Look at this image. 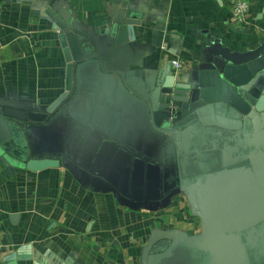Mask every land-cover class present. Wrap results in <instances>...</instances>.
I'll list each match as a JSON object with an SVG mask.
<instances>
[{
	"label": "water",
	"instance_id": "obj_1",
	"mask_svg": "<svg viewBox=\"0 0 264 264\" xmlns=\"http://www.w3.org/2000/svg\"><path fill=\"white\" fill-rule=\"evenodd\" d=\"M57 15L64 90L44 112L0 104V157L68 161L132 203L185 193L200 234L154 244L147 264H264V53L193 82L143 77L128 46L135 16L114 12L101 51ZM17 259L72 263L28 246L7 260Z\"/></svg>",
	"mask_w": 264,
	"mask_h": 264
},
{
	"label": "crops",
	"instance_id": "obj_2",
	"mask_svg": "<svg viewBox=\"0 0 264 264\" xmlns=\"http://www.w3.org/2000/svg\"><path fill=\"white\" fill-rule=\"evenodd\" d=\"M247 3L244 21L233 24L229 0H0V104L44 112L62 94L66 63L52 20L61 8L101 51L112 43L114 12L135 16L132 66L187 83L200 70L264 53V0ZM44 163L12 166L0 157V264L26 246L71 264H147L154 244L200 234L181 191L159 204L132 203L68 161Z\"/></svg>",
	"mask_w": 264,
	"mask_h": 264
},
{
	"label": "built area",
	"instance_id": "obj_3",
	"mask_svg": "<svg viewBox=\"0 0 264 264\" xmlns=\"http://www.w3.org/2000/svg\"><path fill=\"white\" fill-rule=\"evenodd\" d=\"M231 7L230 12L228 13V19L233 24H241L244 21V16L248 10L247 0H229ZM174 68H178V62L174 61L172 63ZM2 243L0 241V248Z\"/></svg>",
	"mask_w": 264,
	"mask_h": 264
}]
</instances>
